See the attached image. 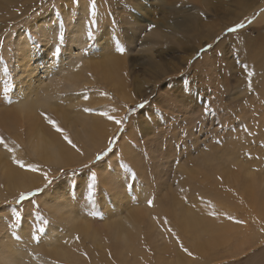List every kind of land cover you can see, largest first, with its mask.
Returning <instances> with one entry per match:
<instances>
[{
  "label": "rangeland",
  "instance_id": "obj_1",
  "mask_svg": "<svg viewBox=\"0 0 264 264\" xmlns=\"http://www.w3.org/2000/svg\"><path fill=\"white\" fill-rule=\"evenodd\" d=\"M96 5L95 39L89 40L90 0L78 6L73 0H0V93L6 80L16 86L19 52L49 51L61 30L56 65L77 78V85L62 83L56 90L58 82L51 79L59 73L48 78L41 69L24 94L15 98L14 90L0 99V138L8 146L0 143V264H264V0H96ZM186 19L184 31L171 26ZM188 85L191 95L185 93ZM37 99L52 106L32 122L19 114L18 100ZM104 112L127 120L121 127ZM35 140L57 141L69 154L49 163L59 165L52 169L33 151ZM97 141L103 145L95 148ZM238 169L241 177L229 180L228 172L238 175ZM11 170L21 177L10 179ZM92 171L98 177L94 202L86 189ZM44 173L53 180L47 188L37 182ZM132 174L129 188L125 180ZM17 178L33 184L21 193L41 188L44 193L21 204ZM209 183L230 192L238 204L217 201L204 189ZM251 189L259 207L248 198ZM33 203L48 221L38 243L30 237L40 225ZM202 205L212 210L219 226L214 234L221 237L210 259L193 255L192 245L198 244L183 232V219L199 215ZM11 208L23 214L16 229L9 223ZM135 218L142 221V234L126 246L117 241L118 226Z\"/></svg>",
  "mask_w": 264,
  "mask_h": 264
},
{
  "label": "bare ground",
  "instance_id": "obj_2",
  "mask_svg": "<svg viewBox=\"0 0 264 264\" xmlns=\"http://www.w3.org/2000/svg\"><path fill=\"white\" fill-rule=\"evenodd\" d=\"M13 1H15V0H13ZM4 2L12 3V0H4ZM261 19L264 20V12L261 15ZM187 22H189L188 19L183 20V21L181 20V21L175 22L174 24H171V26L174 29L184 31V29H181V28L182 27L185 28L184 23H187ZM156 34L159 35L160 33H156ZM24 44H25V42H24ZM26 44H28V43H26ZM32 49H31V52H33L34 54H31L30 51L27 49H23L19 52L20 53L19 59L17 61L18 63L16 64V86H15L16 89H15V92L13 93V97L18 98L21 94H24L29 88H31L32 82L40 79L38 71H40L41 69L43 70V73L45 74V76L46 75L49 76L48 78L52 77L51 76L52 72L57 71L56 73H59L58 74L59 76L51 79V80L55 79L58 82L55 84L56 90L62 87L61 86L62 83L70 84V85H75V84L77 85V83H76L77 78H75V75H76L75 73H71L69 75H66V72L63 71L60 64H57L56 67H54V69H52V64L50 62L51 57H50L49 51H47V52L39 51L38 52V51H32ZM66 59H69L68 55L65 56L64 61H66ZM116 60L117 59H115L114 61H116ZM60 63H62V61H60ZM119 64H120V62H119ZM60 72H62V73H60ZM243 86L245 87V85H243ZM241 89L242 88H239V90H241ZM243 92L244 91H242L241 93H243ZM124 98L128 99L126 97V95H124ZM18 101H19L18 102L19 103L18 109L20 111V113L19 112L18 113L20 115L22 114L24 118H26L27 120H31L32 122L38 117V112H41L44 109L43 107L47 108V106H48L51 109V106H52L50 100L42 102V101L37 99L36 101L33 100V101L26 103V104H24L20 100H18ZM83 126L85 128H87V125L85 123ZM49 128H50V126H49ZM35 135H36V133L33 136L35 137ZM32 145H33L32 146L33 151L35 153H41L42 156H45V163H48V166L51 167L52 169L57 168L59 165L56 167H52L49 163H59L63 157H67L69 154L68 149L61 147L57 141L52 142V143H45L42 140L39 142H36V140H35L32 143ZM102 145H103V142L97 141L95 148L101 147ZM240 168L242 169V166ZM240 171L241 170L238 169V175H235V174H231L232 170H230L228 172L230 175L229 180L231 178H234V176H239V177L234 178L235 180H238V178L241 177ZM194 172H195V170H191L189 177H192ZM4 173L7 174V169H4ZM219 173H221L224 177H226L225 173H223V172H219ZM21 175H22V172L21 171L19 172L17 170H11L10 173L8 174L10 179H13L17 176L21 177ZM223 176H218V178L220 180H224ZM207 178L210 179L211 177L208 176ZM183 181L186 182V179H184ZM33 182L35 183L36 181L33 179ZM37 182L39 185L40 182L43 184V182H46V181H45V178L38 177ZM16 183H17L16 189L18 190L19 193L33 188V184H31L30 182H28L26 180H22L20 178L16 179ZM194 188L198 189L197 187H194ZM204 189H206L208 191V193L213 198H215L217 201H220V202L225 203V204L228 203L232 206H235L238 204L237 198H234V196H231L230 192L225 191L224 193H222L223 189L218 188L213 184L209 183L206 187H204ZM256 196H257L256 190L251 189L249 194H248V198H250V200L253 202H257L258 207H259L260 203H259V200L257 198H255ZM180 201L184 205L185 200L183 198H180ZM188 206H190V205H188ZM261 206L264 207V198L263 197L261 199ZM126 218H128V217L126 216ZM124 222H125V224L118 226V230L121 231L122 233H121L120 237L117 238V241L119 242L120 240H123L124 244L126 246H128V244L130 243V239H133V244H136L138 241H135L136 240L135 238L141 237V234H142L141 225H140V224H142V221L141 220L138 221V219L135 218V220L129 219V220H125ZM182 225L185 228V230L183 232H186L187 234L192 236L193 241L198 244V245H196V244L192 245L193 250L195 252V253H193V255H195V256L197 254L208 255L209 259H210L211 253L218 248V242L221 239V237L217 236L218 235L217 232H219V226L217 224L216 217L212 213V210L209 207L202 205L200 207V214L197 216H191V215L186 216L182 221ZM208 232H210V233H208ZM214 233H217V235H215ZM37 249H36V252H37ZM134 251L136 252L137 250L135 249ZM188 252H190V249H188ZM188 252H184V254H188ZM43 254L45 257L51 258L49 253L46 254L43 252ZM59 256L65 257L66 254L61 253V254H59ZM77 258L78 257L75 255L73 258V261H76ZM43 261L32 260L31 262H27L26 264H45L46 263L45 260H43ZM79 261H80V259H79ZM21 262L22 261H20L19 264ZM73 263H75V262H73ZM76 264H78V263H76Z\"/></svg>",
  "mask_w": 264,
  "mask_h": 264
},
{
  "label": "snow or ice",
  "instance_id": "obj_3",
  "mask_svg": "<svg viewBox=\"0 0 264 264\" xmlns=\"http://www.w3.org/2000/svg\"><path fill=\"white\" fill-rule=\"evenodd\" d=\"M73 4L78 6L79 5V0H73ZM96 16H97V5H96V0H90V6H89V25L87 28V36L89 40H93L95 39L94 35H93V26L96 25ZM242 26V25H241ZM152 27H155L154 25ZM60 28L63 29V24L60 25ZM98 30V28H97ZM236 29L235 28H230L228 29V32H234ZM64 44V32L61 30L59 32V38L58 41L53 45V47L49 50L50 52V56H51V64L53 66L56 65L57 63V59L61 54V49L63 47ZM117 50L120 51L121 53L125 51V49L123 47L120 46V42L119 39L117 38L115 41ZM34 47H39L38 42L34 41ZM209 48L211 47V45L208 46ZM220 55H223V53H220ZM5 73H9V69L7 68V66H5L4 68ZM248 75L251 76L253 75L252 72H248ZM15 90V84L13 80H6L4 85H3V91L2 93H0V99H3L4 96L9 95L12 91ZM185 93L187 95H191V85H188L185 88ZM106 95V94H105ZM141 108L144 107V105H140ZM85 112H91V109H84ZM103 115L107 116L108 119L113 120L116 124L121 125V127H123V124L125 123V121L127 120V117L124 118V120H119V119H115L112 116H109L107 112L102 113ZM48 120V123L52 125V127L57 131L60 132L63 136L64 139L73 147L76 148L77 151H79V149L77 148V146L75 144L72 143V141L69 139L68 135L59 127V125L57 124L56 121H54L52 118L50 117H45ZM0 143H4L3 138H0ZM113 141L110 139L109 140V148H111ZM4 146L7 148V144L4 143ZM11 151V149H9ZM83 154V153H81ZM103 159V155L98 154L96 156V161L99 162L100 160ZM17 163H19V161H17ZM21 167H26L25 165L21 164ZM123 167L127 168V165H122ZM87 167V166H86ZM34 170V169H33ZM44 178L46 181L45 184V188H47L48 186L52 185L53 180L49 178L47 173H44ZM135 177L134 174H132V176L127 177L125 180V185L126 187H131V182L134 181ZM97 181H98V177L95 171H92L88 174V176L86 177V189H87V198L89 201H93L94 202V198H95V194H96V188H97ZM45 189L41 188L38 189L36 193H21L20 194V203L22 204L25 200L31 198V197H35L37 195H42L44 193ZM151 200H149V204L151 205ZM33 208L35 209V216H34V220H39L40 221V225L35 227L34 230L30 233V237L31 239H33L34 241H36L37 243L39 242V240L41 239L42 234H44L46 232V228L44 227V225H46L48 223L47 220H45L41 215H40V208H39V204L38 203H33ZM10 214H12V220L9 221L11 228L16 229L18 227L17 225V221H19V224L22 226L23 223V214L21 212V210L19 208H11L9 209ZM76 239H79V237H77ZM67 242V241H65ZM182 249H183V245H181ZM185 252H188L187 249H183ZM86 255V254H85ZM188 255L191 256L192 253L188 252Z\"/></svg>",
  "mask_w": 264,
  "mask_h": 264
}]
</instances>
